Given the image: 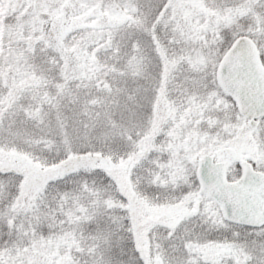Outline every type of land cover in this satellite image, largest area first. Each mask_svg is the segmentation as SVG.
<instances>
[{
  "label": "snow or ice",
  "instance_id": "snow-or-ice-1",
  "mask_svg": "<svg viewBox=\"0 0 264 264\" xmlns=\"http://www.w3.org/2000/svg\"><path fill=\"white\" fill-rule=\"evenodd\" d=\"M0 264H264V0H0Z\"/></svg>",
  "mask_w": 264,
  "mask_h": 264
}]
</instances>
